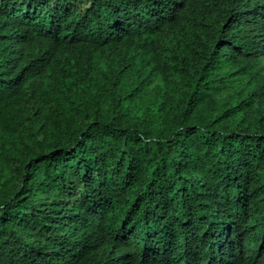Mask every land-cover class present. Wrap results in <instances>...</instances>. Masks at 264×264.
<instances>
[{"label": "trees", "instance_id": "1", "mask_svg": "<svg viewBox=\"0 0 264 264\" xmlns=\"http://www.w3.org/2000/svg\"><path fill=\"white\" fill-rule=\"evenodd\" d=\"M0 264H264V0H0Z\"/></svg>", "mask_w": 264, "mask_h": 264}]
</instances>
